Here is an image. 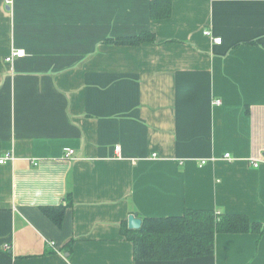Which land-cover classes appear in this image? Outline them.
Returning <instances> with one entry per match:
<instances>
[{
	"label": "crops",
	"instance_id": "crops-1",
	"mask_svg": "<svg viewBox=\"0 0 264 264\" xmlns=\"http://www.w3.org/2000/svg\"><path fill=\"white\" fill-rule=\"evenodd\" d=\"M7 1L0 159H14L0 165V264H264V235L134 261L120 229L186 210L264 224V163H249L264 156V0H160L162 20L155 0ZM140 32L154 43H104ZM16 49L25 57L6 64ZM47 206L65 207L60 226Z\"/></svg>",
	"mask_w": 264,
	"mask_h": 264
},
{
	"label": "trees",
	"instance_id": "trees-1",
	"mask_svg": "<svg viewBox=\"0 0 264 264\" xmlns=\"http://www.w3.org/2000/svg\"><path fill=\"white\" fill-rule=\"evenodd\" d=\"M149 16L152 20L167 19L170 16L169 1H151ZM154 41L152 33L140 32L134 36L108 38L104 43L137 46ZM66 203H71L69 196ZM42 211L56 226L61 225L64 206H47ZM120 229L124 238L132 243L134 261H180L212 256L217 234L264 235V224L251 222L244 215L205 210H186L175 217L143 218L138 230H129L124 222ZM70 248L67 247L68 252Z\"/></svg>",
	"mask_w": 264,
	"mask_h": 264
},
{
	"label": "built area",
	"instance_id": "built-area-1",
	"mask_svg": "<svg viewBox=\"0 0 264 264\" xmlns=\"http://www.w3.org/2000/svg\"><path fill=\"white\" fill-rule=\"evenodd\" d=\"M6 4H7L8 6L11 5V0H10V1L8 0V1L6 2ZM204 35H205V36H208V37H211L210 32H204ZM212 41H213L214 44H216V45H220L221 42H222V39H221V38H212ZM24 57H25V51L22 50V49H16V50H12V51L10 52V54H9L7 57L4 58V62H5L6 64H11V63H13L15 60L22 59V58H24ZM213 104H214V105H220L221 102H220L219 100H216V101L213 102ZM118 150H119V147H116V148H115V152L117 153ZM72 155H73V151H72V150H67L66 153H65V158H69V157H71ZM223 158H224L225 160H229V161L232 160L229 154H225ZM13 159H14L13 156H11V155H6V156H4L3 158L0 159V165L6 163L7 161L13 160ZM207 161H213V159H210V160H207ZM207 161H206V160H202V161L200 162L199 165H200V166H203V165H205V164L207 163ZM249 163H250L254 168H257L261 163H264V156H262V157L260 158V160H250ZM49 245H50L51 247H54V242H50ZM4 248L8 250V249H10V246H9V245H6V246H4Z\"/></svg>",
	"mask_w": 264,
	"mask_h": 264
},
{
	"label": "water",
	"instance_id": "water-1",
	"mask_svg": "<svg viewBox=\"0 0 264 264\" xmlns=\"http://www.w3.org/2000/svg\"><path fill=\"white\" fill-rule=\"evenodd\" d=\"M142 220L135 218L133 215H130L127 220V228L129 230H138L140 229Z\"/></svg>",
	"mask_w": 264,
	"mask_h": 264
}]
</instances>
